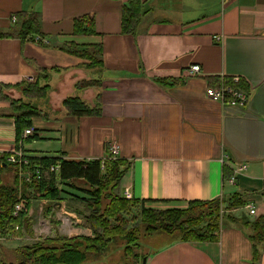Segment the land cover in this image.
<instances>
[{
  "label": "crops",
  "instance_id": "0c3cea01",
  "mask_svg": "<svg viewBox=\"0 0 264 264\" xmlns=\"http://www.w3.org/2000/svg\"><path fill=\"white\" fill-rule=\"evenodd\" d=\"M129 1L0 0V34L12 30L11 19L21 12L35 13L41 28V35L24 43L0 38V84L14 87L30 83V77L35 82L38 69L51 76L49 118L30 120L37 138L20 143L24 153L90 162L104 159L109 145H117L116 158L132 162L117 188L120 196L128 190L146 208L161 210L241 192L247 194V205L238 215L251 222L264 217V0H142L144 16L136 36L122 30ZM84 20L95 33L76 31ZM67 45L101 46L103 66L87 69L90 60L60 50ZM193 66H200L199 75H191ZM95 74L101 89L77 90L79 82ZM233 77L246 86L244 106L218 103L206 95L207 88ZM10 93L21 98L19 91ZM98 94L100 117L66 115L67 98L79 96L94 104ZM10 114V103L0 101V155L18 146ZM13 174L0 173L8 184ZM58 183L72 201L57 205L33 196L21 232L29 231L36 216L39 224L46 220L56 226L62 213L72 225L63 229V219L56 226L64 230L59 236L92 237L89 227L74 230V224H85L79 219L83 216L89 223L90 211L76 198L86 196ZM74 204L79 210H71ZM250 206L255 215H250ZM22 237L3 232L0 251L26 247ZM253 259L246 233L227 227L218 242L170 243L146 264H254ZM257 264H264V253Z\"/></svg>",
  "mask_w": 264,
  "mask_h": 264
},
{
  "label": "trees",
  "instance_id": "16d2710c",
  "mask_svg": "<svg viewBox=\"0 0 264 264\" xmlns=\"http://www.w3.org/2000/svg\"><path fill=\"white\" fill-rule=\"evenodd\" d=\"M142 0H130L124 7L122 16V30L126 35L136 36L140 31V24L144 16ZM17 22L9 33L0 34V38L19 39L26 42L29 37L41 35V28L35 13L21 12L17 14ZM85 24L87 28L84 29ZM92 23L88 20L78 22V33H95L88 30ZM84 29V30H81ZM63 52L90 60L86 66L89 70H99L103 66L104 51L101 46L82 49L77 45H67L60 48ZM35 82H24L17 86L0 84V101L10 103L11 114L16 125L17 149L20 143L32 142L37 137L24 139L23 132L32 128L31 119L43 117L48 120L47 109L51 92L50 74L47 70L38 69ZM92 74L93 71H91ZM228 86L246 93L242 82L236 86L232 80H225ZM98 75L90 80H83L77 84V90L89 88L101 89ZM12 90L21 93L20 99L10 96ZM247 95V94H246ZM248 99V95H247ZM101 95L98 94L94 104H90L79 96H72L63 102L66 115L72 117H100L102 108ZM27 140V141H26ZM11 154L0 155V173L12 170L13 183H6L0 175V236L3 232L11 234L17 229L15 236L20 237L23 219L13 216L15 205L22 199L29 202L33 196L39 200H47L57 205L63 201V195L68 194L60 189L58 181L69 189L82 193L86 198L76 197L84 201L90 214L88 220L93 228V237L78 236L68 238L56 236L38 241L31 247H21L12 251H0V264H95L104 254L121 250L126 262L124 264H143L141 239L147 236H169L171 244L175 242H218L224 227H234L248 230V238L253 246L254 264L260 261L264 253V217L251 222L246 216L241 218L231 214L234 208L247 205L246 193L237 192L230 196H223L211 201H191L186 209L157 210L146 208V202L127 200L115 193L122 178L130 169L132 162L123 159L106 160L102 168L103 159L86 162L75 158H30L29 167L10 164ZM108 156V150L107 155ZM52 166H59V173L50 172ZM41 179H38L36 169L40 168ZM23 173H30L31 180L22 177ZM21 175V176H20ZM22 177V178H21ZM69 195V194H68ZM264 196V189L262 191ZM140 204V225L127 230L122 225H111L109 219H119L130 206ZM31 205H29L30 208ZM51 208L53 205L50 206ZM225 209L227 212H222ZM149 256H147L148 258Z\"/></svg>",
  "mask_w": 264,
  "mask_h": 264
},
{
  "label": "rangeland",
  "instance_id": "374dc122",
  "mask_svg": "<svg viewBox=\"0 0 264 264\" xmlns=\"http://www.w3.org/2000/svg\"><path fill=\"white\" fill-rule=\"evenodd\" d=\"M235 79H238V81L236 82ZM241 80L242 79L240 77H233L232 82H233L234 85L238 86L242 82ZM209 88H212V87H209ZM238 91H240V90H238ZM113 146L117 147V153H118L119 147L117 145H113ZM13 176H14V174H13ZM115 193H117V189L115 190ZM63 196H64V200L66 199V200L72 201V200H70L71 199L70 198V196H71L70 194L69 195L68 194H64ZM30 205H31V201H30ZM75 205L76 204L72 205L73 208L71 207V210H74V211L75 210H79V209H77L75 207ZM142 208L143 207L140 204H137L135 206H130L129 210L127 212L122 213L121 216L119 217V219H109V221H110L111 225H114V226L122 225L127 230H130V229H132V228L140 225V223H141V210H142ZM186 208H184V209H186ZM169 209L171 210L172 208H167V209L161 208V210H169ZM68 210L69 209L67 208L66 211H68ZM80 211L84 215H86V210L83 209L82 206L80 208ZM60 212H61V210L59 211V213ZM222 212L224 213V212H227V211L225 209H222ZM230 212L235 217H240L239 215L242 212H244V211H242V209L240 207H238V208H234ZM238 213H239V215H238ZM36 215H37V213H36ZM63 215L64 216H62V213H61V219H60V221H58V223L56 224V226L58 227L59 225L63 224V222H64V228L63 229H71V225H72L71 222L72 221H70L68 218L67 219L64 218V217H68L66 214H63ZM84 217L85 216H83V217H81L79 219H81L83 221V223H85V224H77V225L74 224V230H79L78 228L83 229V228H88L89 227V229L90 228L92 229L91 231L93 233V228H92L91 224H89L90 222L88 223L87 220L85 222ZM63 219H64V221L62 222ZM85 219H87V217H85ZM34 220L35 221H33V225L30 226V229H29V231H27V233H25L24 231L21 232V234L23 235L22 238H25L26 239V240H23V241L25 242V244L28 247L33 246L38 241L45 239L49 235L51 236V238H54L56 235L59 236V234H64V230H61V231L58 230V228L56 226H54L53 224H49L46 220H44L42 224H39L38 223L37 216H36V218H34ZM87 224H89V226ZM65 225H67V226L65 227ZM224 228H227V227H224ZM36 229H37V231H36ZM16 230H18V229H16ZM16 230L13 229V231H11V237L12 238L14 237V233L16 232ZM243 231L246 233V236L248 237V230L247 231L243 230ZM92 237H93V235H92ZM171 240L172 239L169 236H166V235L147 236V237L141 239V245H142V247L139 250V252L142 255H145L146 256V259H147V256H150L152 254H155V253L161 251L162 249H164L168 244H170ZM20 242H22V241H20ZM123 258H124V254H123V252L121 250H119V251H112V252H109V253L104 254V256H102L101 259H98V261H96L95 264H124L126 262V260L124 259V261H123Z\"/></svg>",
  "mask_w": 264,
  "mask_h": 264
},
{
  "label": "built area",
  "instance_id": "2783aa9c",
  "mask_svg": "<svg viewBox=\"0 0 264 264\" xmlns=\"http://www.w3.org/2000/svg\"><path fill=\"white\" fill-rule=\"evenodd\" d=\"M12 25H15L17 22L16 16H13L12 19ZM216 41H220L219 37H215ZM201 72L200 66H193L191 68V75L192 76H197L199 75V73ZM236 82L238 81V79H235ZM30 82H34L33 78H29ZM206 95L212 99L215 102L218 103H224V104H230L233 106H244L245 102L247 100V95L244 92H240L238 90H236L234 87L232 86H228L226 85L224 82H222V84L217 87V88H208L206 91ZM32 135H34V130L32 129H27L24 134H23V138L26 139L28 137H31ZM11 155L8 158V162L10 164H18L19 166H25V167H29V157L24 153L22 146L21 149H15L12 153H10ZM117 147L113 146V145H109L108 147V156L105 157L103 159V166L102 168H104V164L106 160H112V159H117ZM40 170L41 167L36 169V173L38 175V179H41V174H40ZM50 172H59V166H52L50 168ZM28 182H30L31 177L29 175V177L26 178ZM123 197H125V199L127 200H133V196L131 195V193L127 190L126 193L123 195ZM29 202L25 199L20 200L14 207L13 210V216L15 218H20L23 214H28L30 211L29 208ZM250 215H255L256 214V210L255 207L250 206ZM18 229V228H17Z\"/></svg>",
  "mask_w": 264,
  "mask_h": 264
},
{
  "label": "water",
  "instance_id": "95a60500",
  "mask_svg": "<svg viewBox=\"0 0 264 264\" xmlns=\"http://www.w3.org/2000/svg\"><path fill=\"white\" fill-rule=\"evenodd\" d=\"M147 259H144L143 264H146Z\"/></svg>",
  "mask_w": 264,
  "mask_h": 264
}]
</instances>
